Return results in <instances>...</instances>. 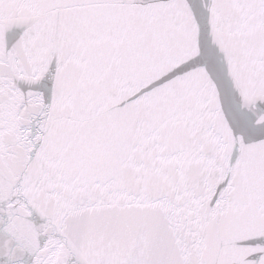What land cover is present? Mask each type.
<instances>
[{"label":"snow or ice","instance_id":"6c2138e0","mask_svg":"<svg viewBox=\"0 0 264 264\" xmlns=\"http://www.w3.org/2000/svg\"><path fill=\"white\" fill-rule=\"evenodd\" d=\"M0 264H264V0H0Z\"/></svg>","mask_w":264,"mask_h":264}]
</instances>
